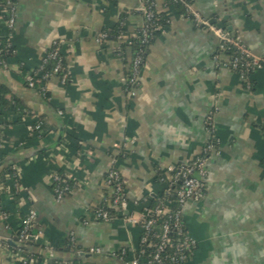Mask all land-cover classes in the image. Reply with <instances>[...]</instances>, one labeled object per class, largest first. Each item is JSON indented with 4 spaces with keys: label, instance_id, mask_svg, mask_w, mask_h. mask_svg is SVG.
I'll return each instance as SVG.
<instances>
[{
    "label": "crops",
    "instance_id": "crops-1",
    "mask_svg": "<svg viewBox=\"0 0 264 264\" xmlns=\"http://www.w3.org/2000/svg\"><path fill=\"white\" fill-rule=\"evenodd\" d=\"M142 1L17 0L10 38L16 52L7 70L0 66V85L10 92L6 99L15 95L32 114L5 124L10 119L1 117L0 95V160L21 165L22 185L16 202L15 186L7 181L2 204L10 228L0 220V229L18 232L16 216L33 209L36 242L43 247L40 264H128L141 251L140 226L122 214L110 222L93 215L110 193L108 170L121 173L128 200L124 215L141 219L147 198L166 187L157 170L169 179V168L201 155L213 112L220 145L207 165L206 196L183 209L188 234L197 242L187 264H264V68L252 76L255 87L249 90L229 68V56L219 55L215 35L167 8L166 0H155L170 23L150 45L140 86L131 94L125 88L130 64L116 55V42L101 45L97 36ZM194 8L215 25L232 28L264 58V0H194ZM143 24L141 14H130L125 36ZM6 32L0 24V39ZM59 40L69 81L51 77L46 101L25 85L21 63L33 69ZM38 121L46 133L31 129ZM53 173L76 183L62 200L53 191ZM71 238L80 254L67 251ZM93 248L101 253H90ZM123 251L125 261L119 258ZM0 264L17 260L0 248Z\"/></svg>",
    "mask_w": 264,
    "mask_h": 264
},
{
    "label": "built area",
    "instance_id": "built-area-1",
    "mask_svg": "<svg viewBox=\"0 0 264 264\" xmlns=\"http://www.w3.org/2000/svg\"><path fill=\"white\" fill-rule=\"evenodd\" d=\"M178 1V0H175ZM184 3L186 7L189 20L195 24L198 28H204L210 33L215 35L219 40V55L225 54V51L229 46L235 47L239 50L240 56L235 57L233 60H229L228 66L234 72L244 80L246 87L251 89L252 72H256L259 69H263L262 61L263 58L255 56L251 50L243 44V41L239 38H233L227 34L221 26L211 24L210 20L203 17L195 8L194 0H179ZM134 12H141L143 18L145 17L147 23L142 26V44L149 45L151 35L149 33V28L154 25L153 21L160 11L157 9L155 0H143L140 7L136 11L126 12L128 15ZM161 13V12H160ZM17 16L16 3L12 0H6V6L0 9V24H2L6 29V38H8V43L11 44V36L14 32L15 23ZM144 25V24H143ZM125 38L130 42L132 37ZM97 42L104 45L108 42V34L100 32L97 36ZM63 41H55L48 52L46 58L39 64V69L37 71L33 69L25 70L24 68V79L29 88L35 89L37 84L40 86L38 93L45 98L48 92L46 87V79L56 76L60 79L62 84H67L69 81V72L65 62V58L62 52ZM118 45V43H117ZM119 48V45L116 49ZM145 51L141 50L135 57L132 65V77L129 80V84L140 85L139 77L142 71L143 65V53ZM230 58V57H229ZM218 59V56H216ZM52 62L53 69L51 73L43 74L45 66ZM0 65L4 69H8L7 62L3 61ZM125 81V88L127 86ZM134 90V89H133ZM134 94V91H130ZM50 100V99H49ZM27 115H22L25 117ZM213 117L212 112L207 117V126L209 130V140L205 144L201 155L196 158L193 162L188 164H183L174 168H169L168 173L170 174L169 179L162 176L160 182L166 183L164 195L170 196L175 194L176 199L168 200L167 196L160 199V203L155 208H151L148 204L145 211L139 220L129 218L125 215V219L128 223L137 224L142 229V237L140 246L143 249L140 251L138 257L131 259L128 264H187L189 259L193 257L194 252L197 249V242L192 239L187 231L184 218L183 209L188 203H200L205 199L206 196V182L208 175V163L209 161L218 154V148L220 145L219 139L216 138L213 129ZM42 122L38 121L31 129L35 130L39 134H43ZM4 125L0 123V145L2 142V132ZM216 142L215 146L214 142ZM21 165L19 163L12 164V173L7 172L4 178L9 181L12 180L16 195L22 189V185L19 179ZM181 183L180 187H176L177 182ZM51 184L55 196L58 200H62L66 195L72 193L76 187V183L73 181L72 185L64 184L62 175L59 173H53L51 175ZM105 186L109 190V194L103 198V205L108 206L111 209L117 210L119 214L124 215L127 206V194L124 186V182L121 173L116 167H111L105 176ZM3 191L0 190V220L5 223V229L8 230L9 224L7 223L9 219V212L4 208L2 204ZM172 206H177L173 211ZM17 213H20L17 210ZM95 219L103 222H110L111 216L109 211L105 206H101L93 211ZM37 219V212L35 210H29L21 220V231L18 233L19 244H27L30 242V238L34 237L36 241L37 236L34 232L35 222ZM174 232L180 236V241L176 242L171 237V233ZM152 239H156L157 243L153 244ZM11 239L9 238L6 242L4 238L0 237V248L9 252L10 256L16 258L17 264H40L41 259H37L34 256H26L23 254L22 249H17L11 244ZM70 242L75 245L74 238H71ZM145 246L154 247V251L146 255ZM90 253H101L99 248H93ZM126 257V252L123 251L119 258L124 260ZM72 264V263H71Z\"/></svg>",
    "mask_w": 264,
    "mask_h": 264
},
{
    "label": "trees",
    "instance_id": "trees-1",
    "mask_svg": "<svg viewBox=\"0 0 264 264\" xmlns=\"http://www.w3.org/2000/svg\"><path fill=\"white\" fill-rule=\"evenodd\" d=\"M190 2V0H188ZM13 3H17V0H12ZM166 5L167 8L172 9L174 11H176L179 15L190 19L187 11H186V7L184 5L183 2L181 1H175V0H166ZM4 6H6V0H0V9H2ZM138 14L143 15L141 12H135ZM129 15L127 13H125L121 19L119 20V22L114 25L113 27H108L105 28L102 32L108 34V40L109 41H113L118 43L119 48L115 50V53L117 56H119L125 63L130 64V71L128 72V75L126 77V82L127 86H126V90L127 91H131L133 89H137L140 85H132L129 84V80L132 77V65H133V61L135 59V57L137 56V54L143 50L145 51L143 53V65L141 66L142 68L145 65L146 62V58L148 55V49L150 47V45L155 41V39H157V37L161 34V31L164 27L168 26L170 21L169 18L167 16V14L165 13H158L156 14L155 18H154V25H151L149 28V33L151 35L150 38V42L149 45H144L142 44V36L140 35L142 32V28H140L137 32L136 35L134 37H132V39L130 40V42L125 38L126 35V28L124 26L125 24V20L127 19ZM144 16V15H143ZM147 23L145 17H144V25L145 26ZM222 27V26H221ZM224 29V31L229 34L231 37L233 38H239V35L234 33L233 31H229L225 26L222 27ZM244 44V43H243ZM15 48L13 45H10L8 43V38L3 37L0 39V63L5 61L7 62L10 58L14 57L15 55ZM225 54L228 55L230 57L231 60H233L235 57L240 56V52L237 48L229 46V48L225 51ZM264 60V58H263ZM21 67L22 69L25 68V63H21ZM262 65L264 67V61H262ZM1 66V65H0ZM53 67V63L50 62L45 66V69L43 70V74H48L52 72V68ZM39 69V65L34 67V70L37 71ZM237 73V72H235ZM255 73L252 72L251 74H249V76H253ZM50 78L46 79V82L49 80ZM68 83V82H67ZM25 85L28 87L27 83L25 82ZM255 87V82L252 80L251 81V91L254 90ZM40 86L37 84L36 86V90L39 91ZM9 90L6 86L4 85H0V95L2 98V102H1V108H2V112H1V117L5 118L8 117L10 120L8 121H3L5 124H14L11 119L18 117V122L20 121V118H22V115H31L32 112L24 105V103L22 102L21 99H19L18 97H16L15 95H13L11 97V99H6V97L9 95ZM50 95L47 92L46 93V97L44 98L46 101H50ZM17 121V120H16ZM16 123V122H15ZM263 129H264V125H263ZM42 130L44 133H46L48 131L47 127L43 124L42 125ZM214 142V141H213ZM215 146H216V142H214ZM218 147V145L216 146ZM5 162V159H1L0 160V190H2L3 192L5 191V187H6V183L7 180L4 178L5 173L10 172L12 173L11 167L12 164L17 163L16 161L14 162H10L7 165H3V163ZM62 179H63V183L64 184H69L72 185L73 181L70 180L65 174H62ZM163 176V172L161 170H157V180L160 182L161 177ZM176 187H180L181 183L178 181L175 185ZM167 195H164L163 192H161L160 194H158L155 197H150L148 198V204L151 208H155L156 206H158V204L160 203V199L162 197H166ZM168 200H174L176 199L175 194H171L170 196H167ZM19 201V196L16 195V202ZM101 206H105L106 209L109 211L110 216H111V221L114 220L116 217H119V213L117 210L111 209L106 205H103V202L100 204V206L98 208H100ZM177 206H172L171 210L173 211L174 209H176ZM23 214L16 216L19 220L23 219ZM125 216V215H123ZM19 231H21V228L19 229ZM18 232L14 233V234H9L8 232H4L2 229H0V237L4 238V240L7 242L8 239H11L10 244L17 248V249H22L23 254L26 256H34L37 259H41L40 254H39V249L42 247L40 245L37 244L36 241L33 242H28L27 244L23 245V244H19L18 242ZM171 237L174 239V241L178 242L180 241V236H178L176 233L172 232L171 233ZM153 244L157 243L156 239H152ZM67 251L72 252V253H76V254H80L81 251L80 249H78L76 247V245H73L70 241L67 242ZM43 248V247H42ZM143 249V247L141 248V250ZM154 251V247H147L145 246V254L149 255ZM125 261V259L123 260Z\"/></svg>",
    "mask_w": 264,
    "mask_h": 264
},
{
    "label": "water",
    "instance_id": "water-1",
    "mask_svg": "<svg viewBox=\"0 0 264 264\" xmlns=\"http://www.w3.org/2000/svg\"><path fill=\"white\" fill-rule=\"evenodd\" d=\"M210 22H211V24H213V25L215 24L214 21H210ZM228 30H229V31H232V28H229ZM61 134H62V132H61ZM33 241H34V237H31V238H30V242H33Z\"/></svg>",
    "mask_w": 264,
    "mask_h": 264
}]
</instances>
